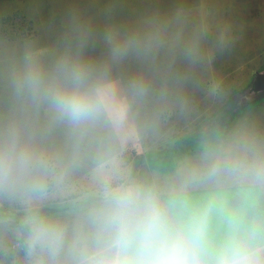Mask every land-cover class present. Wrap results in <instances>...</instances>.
<instances>
[{
  "label": "clouds",
  "instance_id": "9594fccd",
  "mask_svg": "<svg viewBox=\"0 0 264 264\" xmlns=\"http://www.w3.org/2000/svg\"><path fill=\"white\" fill-rule=\"evenodd\" d=\"M167 23L153 20L132 34L110 32L104 61L84 57L82 32L51 63L29 51L8 65L11 98L41 124L27 139L15 126L0 136V195L31 202L53 188L74 189V176L88 162L95 189L71 239L66 225L30 214L29 254L56 257L67 248L75 254L73 264H264V226L248 218L243 198L234 195L264 192V138L245 130L206 143L198 163L181 169L171 186L138 180L124 166L125 145L158 130L168 98L161 91L150 107L146 71L121 80L113 68L130 56L154 62ZM187 56L195 62L192 51ZM54 130L63 134V153L46 147ZM194 189L208 195L196 204L177 198Z\"/></svg>",
  "mask_w": 264,
  "mask_h": 264
},
{
  "label": "rangeland",
  "instance_id": "374dc122",
  "mask_svg": "<svg viewBox=\"0 0 264 264\" xmlns=\"http://www.w3.org/2000/svg\"><path fill=\"white\" fill-rule=\"evenodd\" d=\"M153 20L168 22L155 61L141 64L130 56L113 68V75L121 80L146 71L153 89L150 107L161 91L168 98V111L158 130L141 138L140 152L131 147L123 153L124 164L131 161L134 166L133 174L144 164L149 173L157 172L152 161L160 152L172 155L176 162L185 155L200 157L205 144H195L189 153L172 148L180 139L206 136L225 123L229 112L242 110L225 136L210 142L228 141L245 130L264 138V99L249 107H243L249 97L233 99L256 72L264 71V0H0V136H7L15 126L27 139L39 132L41 124L33 114H23L11 98L6 72L12 61L31 51L51 63L69 41L74 46L82 32L87 33L84 57L104 61L110 54V32H143ZM46 147L63 153L62 132L54 130ZM94 198L63 206L79 208ZM30 214L0 210V230L11 234ZM5 245L0 240V264H62L52 261L56 257L44 263L37 252Z\"/></svg>",
  "mask_w": 264,
  "mask_h": 264
},
{
  "label": "crops",
  "instance_id": "0c3cea01",
  "mask_svg": "<svg viewBox=\"0 0 264 264\" xmlns=\"http://www.w3.org/2000/svg\"><path fill=\"white\" fill-rule=\"evenodd\" d=\"M140 142L141 138L132 142H128L125 145L124 152L129 150L131 147H136L137 149L140 148ZM138 150L140 152L141 149ZM198 161L199 157L197 156L185 155L182 159L178 160L175 165V168L168 173H149V170H146L145 168L146 164H144L142 169L140 167L137 168V170L133 174L134 166L132 165L131 161L125 163L124 166L128 170V172L138 180H142L149 183H155L161 186H171L175 183L177 175L181 171V169L185 167L194 166L198 163ZM91 167L92 165L90 162L86 163L85 166L81 169V171L74 176V189H66L61 191L59 189L53 188L49 190L47 195L43 196L40 199H34L31 202L22 200L20 198H13L9 195H0V210H13L18 213H31L38 209H42L48 206L63 205L72 201L78 202L80 200L82 201L89 197L95 196V189L91 184L89 178ZM207 195L208 193L203 190L194 189L183 193L182 196L178 195L177 198L186 199L189 203L196 204L199 203L202 199H204ZM234 195H238L243 198L246 204L248 218L250 220L255 221L257 224L264 226V192L241 191L235 193ZM91 204L92 203L83 204L78 208V210L71 213L59 214L43 218L52 223H60L66 225L69 230V239H71L72 227L74 223L79 219L83 210ZM22 225L27 224L24 223L15 227L14 229H12L11 234H8L5 230H0V240L6 244L5 246L7 248H13L16 250L18 248L28 249V237L22 240ZM36 252L42 258V261H44V263L49 261L47 259L48 257H51L50 255L40 251ZM61 257H63L64 259L59 260ZM75 258V254L66 248L64 252L56 256V259L52 261L62 264H73Z\"/></svg>",
  "mask_w": 264,
  "mask_h": 264
},
{
  "label": "trees",
  "instance_id": "16d2710c",
  "mask_svg": "<svg viewBox=\"0 0 264 264\" xmlns=\"http://www.w3.org/2000/svg\"><path fill=\"white\" fill-rule=\"evenodd\" d=\"M241 111L242 110L229 112L228 119L225 121V123L220 124L219 126H216V128L210 133H208L206 136L197 137V138L195 137V138L180 139L179 141L176 142V147L172 149L175 150L176 148H182V149L184 148L186 152L189 153L193 151L192 147L195 144H206L210 142L211 139H214L217 137H224L225 134L227 133V130L230 127V124L238 118V115ZM216 125H218V123ZM163 154L164 153L162 152L155 154L154 160L152 161V167L155 168L156 171L160 173L171 172L175 168V165L177 162L175 161L172 155L168 157V155L165 156ZM76 210H78V207L68 208L63 205H56V206H48L42 209H38L34 212L38 213L42 217H49V216H54V215H59V214L71 213ZM34 212H31V213H34ZM24 223H25V220L22 221V224ZM21 230H22V240H24L28 237V233H29L28 226L22 225Z\"/></svg>",
  "mask_w": 264,
  "mask_h": 264
},
{
  "label": "water",
  "instance_id": "95a60500",
  "mask_svg": "<svg viewBox=\"0 0 264 264\" xmlns=\"http://www.w3.org/2000/svg\"><path fill=\"white\" fill-rule=\"evenodd\" d=\"M239 97H249V99L243 103V107L253 105L264 99V71L256 72L249 85L245 89L237 92L233 96V99Z\"/></svg>",
  "mask_w": 264,
  "mask_h": 264
}]
</instances>
